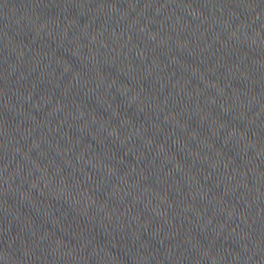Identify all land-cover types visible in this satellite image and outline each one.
Returning <instances> with one entry per match:
<instances>
[{"label":"water","instance_id":"water-1","mask_svg":"<svg viewBox=\"0 0 264 264\" xmlns=\"http://www.w3.org/2000/svg\"><path fill=\"white\" fill-rule=\"evenodd\" d=\"M0 264H264V0H0Z\"/></svg>","mask_w":264,"mask_h":264}]
</instances>
